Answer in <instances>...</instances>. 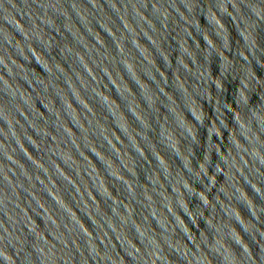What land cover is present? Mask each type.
I'll return each instance as SVG.
<instances>
[{"label": "water", "instance_id": "1", "mask_svg": "<svg viewBox=\"0 0 264 264\" xmlns=\"http://www.w3.org/2000/svg\"><path fill=\"white\" fill-rule=\"evenodd\" d=\"M0 264H264V0H0Z\"/></svg>", "mask_w": 264, "mask_h": 264}]
</instances>
